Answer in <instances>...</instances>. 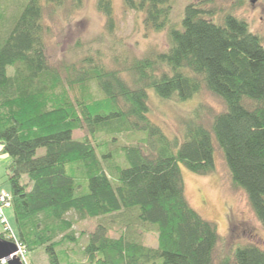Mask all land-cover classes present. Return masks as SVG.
<instances>
[{
	"label": "trees",
	"instance_id": "obj_1",
	"mask_svg": "<svg viewBox=\"0 0 264 264\" xmlns=\"http://www.w3.org/2000/svg\"><path fill=\"white\" fill-rule=\"evenodd\" d=\"M6 1L0 0V153L10 158L9 209L25 252H43L48 264H264V249L254 242L219 252L216 224L186 199L178 165L211 172L216 142L232 184L245 191L264 227L263 36L233 9L215 21V9L188 2L175 21L173 0H123L148 30L167 38L166 49L135 55L114 38L111 0H97L106 21L93 40L107 38V51L92 47L55 65L46 51L42 0L12 1L10 18ZM203 87L224 108L208 122L196 109L181 141L148 117L147 88L185 99ZM74 130L83 134L74 137ZM138 131L145 136L128 143ZM99 216L89 232L76 229L79 220ZM139 223L156 226V246L141 240Z\"/></svg>",
	"mask_w": 264,
	"mask_h": 264
},
{
	"label": "rangeland",
	"instance_id": "obj_2",
	"mask_svg": "<svg viewBox=\"0 0 264 264\" xmlns=\"http://www.w3.org/2000/svg\"><path fill=\"white\" fill-rule=\"evenodd\" d=\"M12 1L17 2V0H7L5 4L9 18L14 9L13 5L10 6ZM111 2L117 24L114 38L120 39L128 50L140 55L147 49L160 51L167 48L165 31L148 30L142 23L141 17H138L134 10L126 8L123 0H111ZM188 2H200L206 9H215V21L221 20L224 11L233 9L237 15L247 20L252 31L263 36L264 43V0L254 2L245 0L240 3L237 0H173L172 16L175 21L180 20L184 6ZM41 3L44 6L43 22L47 28L46 51L53 64L60 65L65 61L74 60L92 47L98 46L102 51H107L106 44H109L107 38L103 42L93 40L104 30L106 21L105 15L97 8V0H82L81 6L75 9L69 1L63 5L48 4L45 0ZM13 70V65L7 66L8 74H12ZM184 70L193 74L190 69ZM147 103L148 117L160 125L170 137H176L179 141L183 139L185 121L196 109L200 118L208 122L213 113L224 108L223 102L205 87L185 99L179 98L178 95L165 98L159 96L153 88H147ZM200 105L203 106L200 108ZM82 134V130L73 131L74 137ZM145 134L144 131H138L130 137L128 143L137 144L138 139ZM42 151L43 148H40L38 153ZM144 151L149 150L144 148ZM9 160V156L0 153V187L6 190L9 189V183L4 174ZM213 161L214 168L207 174L194 173L182 163L178 164L186 199L200 215L216 224L220 234L219 252L248 241L264 249V227L251 207L245 191L232 184L228 167L216 142H214ZM22 180L27 181L26 175H23ZM5 215L13 226V214L9 208L5 209ZM99 218L101 216L79 220V225L75 224V227L89 232L95 227ZM146 224H138V234L139 236L144 234L141 240L145 244L156 246V226L152 223ZM20 251L25 264L26 261L28 264H48L45 254L39 250V252H25L21 247ZM155 264L162 263L158 260Z\"/></svg>",
	"mask_w": 264,
	"mask_h": 264
},
{
	"label": "built area",
	"instance_id": "obj_3",
	"mask_svg": "<svg viewBox=\"0 0 264 264\" xmlns=\"http://www.w3.org/2000/svg\"><path fill=\"white\" fill-rule=\"evenodd\" d=\"M11 206V195L9 191L5 189H0V224L1 228L8 239H13L17 244L16 236L14 230L5 215V209ZM20 247V245H19ZM21 249V248H20Z\"/></svg>",
	"mask_w": 264,
	"mask_h": 264
},
{
	"label": "water",
	"instance_id": "obj_4",
	"mask_svg": "<svg viewBox=\"0 0 264 264\" xmlns=\"http://www.w3.org/2000/svg\"><path fill=\"white\" fill-rule=\"evenodd\" d=\"M18 245L0 236V260L6 264H25L18 253Z\"/></svg>",
	"mask_w": 264,
	"mask_h": 264
},
{
	"label": "flooded vegetation",
	"instance_id": "obj_5",
	"mask_svg": "<svg viewBox=\"0 0 264 264\" xmlns=\"http://www.w3.org/2000/svg\"><path fill=\"white\" fill-rule=\"evenodd\" d=\"M244 1H245V0H244ZM249 1L254 2L255 0H249Z\"/></svg>",
	"mask_w": 264,
	"mask_h": 264
}]
</instances>
